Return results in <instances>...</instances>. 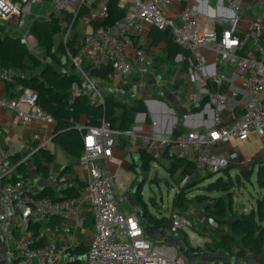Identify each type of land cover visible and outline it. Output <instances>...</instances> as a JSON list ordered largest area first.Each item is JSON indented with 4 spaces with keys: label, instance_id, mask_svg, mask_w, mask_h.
Returning a JSON list of instances; mask_svg holds the SVG:
<instances>
[{
    "label": "built area",
    "instance_id": "2783aa9c",
    "mask_svg": "<svg viewBox=\"0 0 264 264\" xmlns=\"http://www.w3.org/2000/svg\"><path fill=\"white\" fill-rule=\"evenodd\" d=\"M44 1L49 2L48 10L65 11L71 15L63 33L66 44L74 30L79 8L82 5L90 6V0H2L0 34L15 33L22 44L30 51H35L39 42L31 32L29 18L50 19L52 12L48 11L46 15L34 13V6H41ZM129 1L131 6L128 15L87 33L82 54L70 55L73 64L85 76L90 89H96L97 79H91L86 74L81 64L83 57L94 65L111 64L109 80L125 83L133 74L127 49L133 45L134 35L143 32L148 26L169 28L175 41L190 51V61L204 82L209 81L215 87L212 97L224 109H233L241 102L244 107L231 120L224 118L221 113L215 114L214 125L210 129H189L177 134L173 131L170 134L139 135L134 128L116 130L107 121L97 126L87 120L80 121L76 126L83 131L84 149L77 168L86 174V178L78 196L57 199L39 196L35 193L37 187L23 179L14 184H4V177L12 176L16 165L0 152V193L5 195L4 199H0V222L10 247L21 252L14 264H57L63 258L57 253L55 244L34 242V237L28 231L30 223L37 220L33 217H60L62 228L71 235V241L66 246L69 247L75 245L76 231L87 213L92 215L94 233L84 264H210L201 261L191 263L175 245L151 241L139 216L125 213L120 204L121 196L115 184V179L119 178V165L112 168L104 165V161H111L117 141L122 137L133 143L140 141L141 148H145L154 157V163L162 157L191 159L201 175L224 173L225 169L232 167L238 159V153L233 151L225 155L219 152V143H228L233 139L245 141L251 133L264 137V21L255 20L247 31H239L234 26L220 31L200 24L196 11L189 8L174 17L165 14L166 6L182 0ZM225 1L239 14L242 8L239 0ZM100 15L101 18L107 16L106 4ZM142 53V50H137L139 58L144 60ZM226 81H231L228 82L231 86L238 82L240 89L248 94V99L245 102V99H239L243 92L231 90L228 93L222 90ZM79 91L75 85V94ZM92 96L93 99L103 101L101 93H92ZM38 98L39 94L35 90L26 88L20 95L4 100L3 105L16 110L23 124H34L33 138L40 147H47L52 143V137L43 136L41 129L53 118L38 105ZM191 178L192 174H185L180 187L186 186ZM66 179L64 175L59 180ZM166 216L171 218L167 229L177 233L189 228L209 231L217 223L214 217L204 213H180L173 210ZM195 220L201 222L199 228ZM68 257L66 252L65 258Z\"/></svg>",
    "mask_w": 264,
    "mask_h": 264
},
{
    "label": "trees",
    "instance_id": "16d2710c",
    "mask_svg": "<svg viewBox=\"0 0 264 264\" xmlns=\"http://www.w3.org/2000/svg\"><path fill=\"white\" fill-rule=\"evenodd\" d=\"M107 16L102 20H93L92 27L96 29L101 26L109 25L119 18L129 14V8L121 3V0H108ZM52 12L50 19L44 17L36 18L31 16L29 22L31 25V32L36 36L39 46L43 48L44 56L37 55L30 51L27 46L21 43L19 36L15 33L0 34V67L13 68L29 72L24 75L17 73L12 77L11 89L20 95L26 88H31L39 94L38 105L43 109L46 114H49L55 121V130L52 137V143L59 146L66 154H68L73 161L62 171L59 176L61 179L67 172H72L73 167L80 160L82 151L84 149L83 131L77 128V124L85 118L92 125H101L103 121H107L116 130L131 129L135 125V117L137 112H144L147 114L146 122L150 123L151 118L148 113L144 99H136L134 103H130L126 99L105 94L103 101L93 99L91 91L88 89L87 80L83 73L74 66V70H70L68 62L70 54L78 56L85 47L84 40L77 38L69 39L65 44L63 39L58 44H55V36L59 32H65L67 23L71 19V15L64 11H59L58 15H53ZM90 13V9L82 5L77 13V18L74 24V29L80 18ZM63 21V22H62ZM155 34L153 37L156 39H165L168 42V52L170 57L177 52L184 53L187 57L190 51L181 47L174 39L172 32L169 28L158 29L154 27ZM77 34H75V37ZM86 36V35H85ZM45 57V58H43ZM72 60V59H71ZM86 74L91 79H98L102 81L109 80V73L111 72V64L102 63L101 65H94L87 58H82L81 62ZM208 84H211L210 82ZM75 85L80 89L78 94H75ZM127 88V84L124 85ZM212 87V84L210 85ZM10 88V87H9ZM223 90V88H222ZM197 110V109H195ZM241 112V111H240ZM223 115V114H222ZM183 127H176L174 133L177 134L183 131ZM128 139L119 137L117 144L126 147ZM37 149L34 153V163L37 172L44 178L50 177L52 172H55L53 166L56 162V154L46 147L36 145ZM140 167L143 172L149 173L152 168L154 157L145 148H140ZM170 160L169 172L174 175L177 172L182 174L181 180L185 174H192L189 183L180 187L174 198V205L184 206L185 201L195 199L197 202L205 204L204 214L208 217L216 218L218 224L224 222L227 215V203L223 197H217L211 201L209 193H197L188 196V192L192 191L199 183L213 177L210 175H201L196 171V163L191 159L186 158H171L163 157ZM11 160L16 163V170L10 177H4V184H14L18 180H25L26 166L24 161H21V156L15 154ZM159 160V159H157ZM17 171V172H16ZM227 178L222 180L210 181L205 188L209 192L215 190H230L234 186V180L231 177L230 170L225 169ZM210 174V173H208ZM252 175L251 170L245 168L241 173H236L237 181L242 182L240 177L250 179ZM199 176V177H198ZM203 176V177H201ZM206 176V177H205ZM145 177L136 186L139 189L145 182ZM256 180L261 188H264V163L258 166L256 172ZM60 193L50 186L48 189L40 192H35L39 196H50L55 199L66 196H78L82 192L85 181L75 177L73 180L66 179L62 181ZM180 183V182H179ZM233 200V198H232ZM230 201L232 204L233 201ZM143 206L145 202L139 201ZM146 219L156 224L158 227H169L171 218L163 216V218H156L150 214H146ZM61 219L58 216H51L47 221L33 220L28 231L36 244L47 243V237L43 236L40 232L41 227L49 226L54 228L60 223ZM92 224V223H91ZM218 226V225H217ZM218 227L213 226L208 231L199 229L198 231L204 235H208L209 240L205 241L206 248L215 253L217 251H224L239 258H245L247 253L252 255H261L264 253V197L260 198L257 202L256 208H251L250 211H242L238 216L233 232H219ZM183 238V243L192 252L204 251L200 245H192L187 231H180L177 233ZM236 236L241 238V244ZM213 239H212V238ZM89 246L84 242L69 246L66 248L67 254L70 256L64 260V264H82V258L86 255ZM208 250V249H207ZM210 264H219L218 262ZM224 264H237L235 261H225Z\"/></svg>",
    "mask_w": 264,
    "mask_h": 264
},
{
    "label": "crops",
    "instance_id": "0c3cea01",
    "mask_svg": "<svg viewBox=\"0 0 264 264\" xmlns=\"http://www.w3.org/2000/svg\"><path fill=\"white\" fill-rule=\"evenodd\" d=\"M107 1L108 0H90V6L84 5L90 9V13L86 14L85 16L79 19L76 28L71 33L70 39L77 38L78 40H84V37L86 35L84 33V30L87 31L88 27L91 28L90 31L93 30L92 21L102 20L100 15L101 9L107 3ZM239 1L242 5L239 14H236L229 7L225 0H182L180 2H175L172 5L166 6L164 8V12L166 15L174 17L176 15H179L180 12L184 9L189 8L191 10H195L197 14V20L200 24L205 25L209 28H217L220 31L223 28L229 26H234L239 31H247L252 26L255 20L261 19L264 21V0ZM121 3L127 6L130 11L131 2L129 0H121ZM48 11L55 12L52 10ZM58 34L60 37L61 34L63 35V32L61 31ZM75 34H77L76 37ZM153 34H155L154 27L148 26L143 32L134 35V43L127 49V55L130 58L132 66L134 68V75H132L131 78H135L134 80H136V85H142L146 81L157 79V87H159L160 91H157V93L152 94H154L157 99L163 101H156L159 105L157 107L150 106L152 110L151 114L148 112L151 118L150 123L146 122L145 117H140L138 119H143L145 121L144 126H138L136 124L138 120L135 121V125L133 128L139 133V135L151 133L170 134L171 132H173L174 129L177 127L175 125V117H173L174 113L172 115V113L169 111V106L164 102L165 99H167V95H163L162 93L164 90H167L168 82H175L174 80L178 79L179 75L186 76L188 74L187 70L185 69L186 65H189L190 67L191 77H198V75L195 74L193 71L195 68L190 61L191 54L187 57L184 53L177 52L173 55V58H171L170 53L168 52L167 40L162 38H158L155 40ZM59 37L56 38L55 36V39H59ZM84 48L79 54V56L84 51ZM137 50L143 51L142 57L144 58V60H141L139 58ZM195 71L197 70L195 69ZM17 73V69H3L2 67H0V152L6 154L10 161H12L11 157L13 155L19 154L21 156V161H24L27 169L25 177H28L30 174H32V172H36L38 176L43 177L37 172L36 165L34 163V153L36 151V145H38V141L33 138V134L35 131L34 124H23L19 113L16 110L3 105L4 100H9L17 96L14 89H11V86L13 85L12 77ZM193 73L195 75H193ZM103 82H106L108 86L107 89H104L102 95L111 94L120 97L121 94H124V86H120V82L110 80ZM228 82L226 81L223 84V90H226L228 93H231V90L243 92V95H239V99H245V102L248 99V94L240 89V87L238 86V82H234V85L232 86ZM206 84L207 83L203 81L202 85L205 86ZM180 85L178 86L179 88ZM205 92L207 93L203 94L198 99H194L195 97L191 95L189 100L183 101L181 98L182 95L178 90L177 93H179L178 95L180 97L177 95L176 98H179V103L181 106L187 107L188 105H197V110L193 111L195 113L190 116V120L187 122V125L183 123L184 130L197 128L210 129L214 125L215 114L221 113L223 114L224 118L231 120V118L238 115L244 107V103L241 102L233 109H224V107L219 104L213 97L212 99L216 102V104H209L208 102H206V99L212 96V93H210L209 90H206ZM120 98L125 99L122 97ZM141 98L142 95H137L136 97V99ZM206 104L207 106L205 110L200 111ZM208 105L212 108V116L211 110L209 109ZM82 120L86 119L83 118ZM54 130L55 121L53 119L44 124L41 129L43 136L45 137H52L54 134ZM139 142L140 141H138L137 143H133V141H128V144L125 148L117 144V146H115L114 148L111 161H104V165H110L112 168H115V165H119V173L120 170H126L130 172L131 168L133 167V164L134 166L140 165L139 150L142 146ZM235 146L240 147L242 149V152L241 156L240 154H238V159L232 165V167H234L233 172L239 171V165L247 164L248 162L253 163L254 160H256L257 155L261 154V152L263 151L262 149H264V137H259L255 133H251L249 138L245 141L233 139L228 143H219V145L217 146V150L225 155H228L233 151L237 152L235 150ZM46 148L50 149L56 154V162L53 166L54 170L57 169V166H60L59 170H61L62 167L68 165L69 162L73 161L68 154H66L59 146H56L53 143H49ZM54 148H57L60 152L62 151V155H57ZM136 158H138V163L136 162ZM14 164L16 165V163ZM77 165H79V162L74 165L72 172H67L65 174V177L68 180H73L75 177H78L83 181L85 180L86 174L80 172L77 168ZM231 171L232 170L230 169V172ZM54 174L55 172H52L51 175L55 176ZM121 177L122 175L118 179H120ZM56 180L58 181L57 177ZM129 185L130 183L127 186ZM35 186L37 187L35 192H40L48 189L52 185H39V183L37 182ZM53 187L57 191V193H60V190L58 191L55 186ZM122 198L123 197L121 196V199ZM88 221L92 223V238V235L94 233V224L92 215L90 213H87L86 216L82 219L81 226L76 231L75 245L84 242L86 245L89 246V243H86L87 240L79 238L78 235L79 233H84L86 231V225L87 223H89ZM40 232L43 236L47 237V243L55 244L57 247V253L63 256V258L59 260L57 264H64V260L66 259V249L64 248H67L66 246L69 245V242L71 241V235L64 231L61 226V223H59L54 228H51L49 226H43L41 227ZM20 255L21 252L19 249L10 247L7 239L5 238L4 229L0 222V264H14V262L20 257ZM248 261V264H252L251 259H249Z\"/></svg>",
    "mask_w": 264,
    "mask_h": 264
},
{
    "label": "rangeland",
    "instance_id": "374dc122",
    "mask_svg": "<svg viewBox=\"0 0 264 264\" xmlns=\"http://www.w3.org/2000/svg\"><path fill=\"white\" fill-rule=\"evenodd\" d=\"M49 2L48 1H44V4H42L41 6H34V13H41L46 15L47 11H48V7H49ZM59 12L55 11L53 13V15H58ZM91 30V28L88 27L87 31L84 30V33L87 34L89 31ZM59 37V34L56 35V38ZM61 39H63V35L61 34L59 39H55V44H58ZM34 53H36L37 55L44 56V50L43 48H41L40 46L33 51ZM71 55V54H70ZM45 58V57H43ZM72 60L71 57L69 59L68 62V67L70 70H74V66L71 64ZM185 69L187 70L188 74L186 76L183 75H179L178 79H175V82H168V88L167 90L163 91V95H167V99H165V104H167L169 107L174 108V116H177V118H174L175 120V125L178 127H183L184 128V115L179 112L180 106H178L179 104V98L176 96L179 94L177 93L178 90L180 92V94L182 95L181 98L182 100H189V98L191 97V95H193L195 98L194 99H198L200 98L203 94L207 93L205 92L206 90L210 91V93H213L214 90V86L212 85V87H210L211 84H208V82L205 86H203V79L200 75V73H198L197 71H195V69L193 70L195 74L198 75V77H191V70L189 65L185 66ZM18 73L21 72V70L17 69ZM192 71V72H193ZM29 72H27L28 74ZM193 73V75H195ZM134 75V68H133V74ZM135 79V78H134ZM134 79H129V81L125 82V83H118L120 86H124L125 84L129 85L127 86V88H124V94H121L120 97L125 98L127 100H129L130 102H135L136 101V97L137 95H142L145 98H157L154 94L151 93V82L146 81L144 84L142 85H136V80ZM211 83V82H210ZM181 84V85H180ZM89 84H87L88 86ZM96 89H90V87L88 86V89L93 93V94H102L104 92V89H107V84L106 82L100 81L97 79L96 83ZM180 85V88L178 87ZM202 87V88H201ZM179 88V89H178ZM204 89V91H203ZM206 89V90H205ZM179 96V95H178ZM180 97V96H179ZM180 98V99H181ZM209 104L213 103L216 104V102L212 99V96L208 97L206 99ZM151 106H159L157 102L155 103H151ZM209 106V105H208ZM187 107H191V105H188ZM209 109L211 110V116H212V108L209 106ZM190 111V110H189ZM173 115V114H172ZM190 120V117H187V122ZM136 124L138 126H144L145 125V121L143 119L138 120L136 122ZM153 126V125H152ZM57 155H62V151H58L57 148H54ZM235 150L238 152V154H240L241 156V152L242 149L240 147L235 146ZM263 151L261 152V154L257 155L256 160H254L253 163H247V164H243V165H239V171H234L233 172V168L234 167H230L229 170L231 169V177L234 180V186L230 189V190H215L213 192H209L205 186L210 182V181H215L218 177L221 176H225L226 171L223 173H215L213 174V177L203 181L202 183H199L198 186H196L192 191H190V193L188 194L189 197H191L192 195H195L197 193H209L210 197H211V201H214L215 198L217 197H223L225 202L227 203V215L224 218V222L223 223H219L217 222L216 218L215 221L217 222L215 225L216 227H218V231L217 234L219 232H233V229L235 227V223L236 220L238 218V216L241 214L242 211H250L251 208H256L257 206V202L260 198L264 197V188H261L256 180V172H257V168L260 164L264 163V149H262ZM136 162L138 163V158H136ZM158 163H152V168L151 171L149 173L147 172H143L141 170L140 165H135L133 164V167L131 168V171H126V170H120L119 173V177L122 175V177L120 179H115V184H116V189L117 192L119 194V196H122L123 198L120 200V204L123 208V210L125 211V213H135L139 216L140 220L142 221V224L145 228L146 231V235L147 237L153 241V242H157V243H167V244H171V245H175L179 250L180 248L178 247L179 242H182V239L178 236L177 232H171L169 231L166 227H158L156 224H153L151 222H149L146 219L145 216V212L143 211L142 207L139 208L138 212L136 209V206L138 205V202L143 200L145 202V204H147V208L149 210V213L153 214L154 216H162V215H168V213H171L173 210L180 212V213H188V212H192V213H203L205 210V204L204 203H200L197 202L194 198L189 200V201H185L184 206L179 205V206H175L174 205V198L177 194L178 191H180V181H181V177L182 174L180 172H177L176 174L172 175L168 168L170 165V160L166 159V158H160L158 161ZM246 167L245 169L247 170H251L252 171V175L250 179H246L244 177H240V179L242 180V182L237 181L235 175L236 173H241L242 168ZM60 166H57V169H55V172L59 171ZM154 173L158 174V178L160 179L159 182H155L154 180H152ZM210 175H212V173L210 174H206L207 177H209ZM205 176V177H206ZM145 177V182L143 183V185L140 187L139 192L140 194L135 193V188L136 186L142 181V179ZM199 177V176H198ZM203 177V176H201ZM227 178V177H226ZM135 182H134V181ZM133 181V182H132ZM27 182H31L32 184L36 185L37 182L39 183V185H44V184H48V185H52L55 186L58 191L60 190L61 185L63 184L61 181H57L55 176H50L48 178H44L41 176H38L36 174V172H32V174H30L28 176ZM59 182V183H58ZM132 182V183H131ZM130 183L129 186H127ZM154 197L155 201L151 202L150 199ZM5 195L3 193H0V199H4ZM163 198V201L161 202L160 199ZM233 198V200H232ZM233 201V203L231 204L230 201ZM240 202L245 203V208L241 209L239 207ZM34 219H40V220H44L46 221L48 219L47 216H36L33 217ZM89 223H87L86 225V231L84 233H79V238H83L86 239L87 242L86 243H90L91 240V229H92V224L90 223V221H88ZM195 225H197V227H200L201 222H199L198 220L194 221ZM218 225V226H217ZM189 237H190V241L192 243V245L196 246V245H200V247L202 249H204V251H197V252H192L189 251V256L187 257V259L189 260V262L191 263H196L197 260L200 258V256H202V258L204 260H206L205 262H208V259L210 257H213L214 255H216L219 259V263L223 264V262L227 259H232L235 261H243V262H249L248 260L251 259L252 260V264H264V253L261 255H252L249 253L246 255L245 258H239V257H235L234 255H231L229 253L224 254L223 252L217 251L215 253L209 251V248H206V244L205 241L209 240L210 238L208 237V235H204L200 232L194 231L192 230V228L187 229ZM179 237V238H178ZM212 238V237H211ZM237 240L239 241V243L241 244V238L239 236H236ZM213 239V238H212ZM181 251V250H180ZM182 252V251H181ZM220 252V253H219ZM183 253V252H182ZM184 254V253H183ZM211 263V262H209Z\"/></svg>",
    "mask_w": 264,
    "mask_h": 264
},
{
    "label": "water",
    "instance_id": "95a60500",
    "mask_svg": "<svg viewBox=\"0 0 264 264\" xmlns=\"http://www.w3.org/2000/svg\"><path fill=\"white\" fill-rule=\"evenodd\" d=\"M3 69H6V68H3ZM22 73L24 74V75H26L27 73H26V71H22ZM150 82H151V86H152V91H151V93H157V88L159 89V87H157V79H155V80H150ZM142 99H144V103H145V105L147 106V109H148V112L151 114L152 113V110H151V107H150V105H149V103L150 102H156V101H162V100H160V99H157V98H145V97H143L142 96ZM163 102V101H162ZM178 106H181L180 105V103L178 104ZM196 106L197 105H194V106H191V107H184V106H181L180 108H178L179 109V112H181L183 115H184V124L185 125H187V117H190L191 115H193L195 112H193L195 109H196ZM206 106H207V104L200 110V111H204L205 110V108H206ZM190 110V111H189ZM169 111L173 114L174 113V108H172V107H169ZM146 116H147V114L146 113H144V112H137V114H136V117H135V119L136 120H138L140 117H145L146 118ZM205 116H207V115H205ZM173 117H175V118H177V116H173ZM53 137V136H52ZM66 166H64V167H62V169L61 170H59L58 172H57V174H56V176L57 177H59L61 174H62V171L64 170V168H65ZM4 176H2V178H3ZM25 179H28V177H24ZM224 177L223 176H221V177H218L216 180L217 181H219V180H222ZM152 180H154L155 182H159L160 181V179L158 178V174L157 173H154V175H153V178H152ZM137 188V187H136ZM135 188V192H136V189ZM150 201L151 202H154L155 201V199H154V197H152L151 199H150ZM160 201L162 202L163 201V198H161L160 199ZM140 207H142V209H143V211L145 212V216H146V214L148 213V214H151V213H149V210H148V208H147V204H145V206H143L140 202H138V205L136 206V209H137V212H138V210H139V208ZM239 207L241 208V209H244L245 208V203H243V202H240V204H239ZM179 236V235H178ZM181 239H182V242L180 243L179 242V245H178V247L180 248V250L184 253V255L185 256H189V248L183 243V238L181 237V236H179ZM178 237V238H179ZM220 252H223L224 254H226L227 255V252H224V251H220ZM219 252V253H220ZM248 254V253H247ZM85 257H86V255H84V257L82 258V264H84V261H85ZM235 257H237V256H235ZM205 262L206 260H204L203 258H202V256H200V258L197 260V262ZM225 261H235V260H232V259H227V260H225ZM224 261V262H225ZM208 262H211V263H215V262H218L219 263V259H218V257L216 256V255H214L213 257H210L209 259H208ZM224 262H223V264H224ZM235 262H237V264H248L247 262L245 263V262H243V261H235ZM220 264V263H219Z\"/></svg>",
    "mask_w": 264,
    "mask_h": 264
},
{
    "label": "clouds",
    "instance_id": "9594fccd",
    "mask_svg": "<svg viewBox=\"0 0 264 264\" xmlns=\"http://www.w3.org/2000/svg\"><path fill=\"white\" fill-rule=\"evenodd\" d=\"M0 6H2V0H0Z\"/></svg>",
    "mask_w": 264,
    "mask_h": 264
},
{
    "label": "flooded vegetation",
    "instance_id": "af4514ba",
    "mask_svg": "<svg viewBox=\"0 0 264 264\" xmlns=\"http://www.w3.org/2000/svg\"><path fill=\"white\" fill-rule=\"evenodd\" d=\"M152 91V90H151ZM157 91H160V89L157 88ZM153 92V91H152Z\"/></svg>",
    "mask_w": 264,
    "mask_h": 264
},
{
    "label": "bare ground",
    "instance_id": "6f19581e",
    "mask_svg": "<svg viewBox=\"0 0 264 264\" xmlns=\"http://www.w3.org/2000/svg\"><path fill=\"white\" fill-rule=\"evenodd\" d=\"M151 103H153V102H150V103H149L150 106H151Z\"/></svg>",
    "mask_w": 264,
    "mask_h": 264
}]
</instances>
